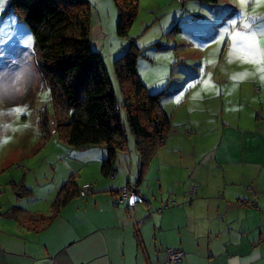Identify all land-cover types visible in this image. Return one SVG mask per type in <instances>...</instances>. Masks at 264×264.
<instances>
[{
	"label": "crops",
	"instance_id": "0c3cea01",
	"mask_svg": "<svg viewBox=\"0 0 264 264\" xmlns=\"http://www.w3.org/2000/svg\"><path fill=\"white\" fill-rule=\"evenodd\" d=\"M190 76L185 87L194 88L182 106L187 116L171 124L145 175L150 181L156 172L159 193L148 192L155 203L147 200L145 210L130 213L118 206L121 188L91 185L89 195L72 197L57 212L53 203L43 214L2 207L0 264H173L167 250L183 253L178 264H264V87L240 73H213L203 82L202 70ZM252 109L254 117L247 116ZM182 157L194 161L185 165L189 178L162 190L155 161ZM133 174L136 183L137 168ZM171 200L175 206L164 207Z\"/></svg>",
	"mask_w": 264,
	"mask_h": 264
},
{
	"label": "rangeland",
	"instance_id": "374dc122",
	"mask_svg": "<svg viewBox=\"0 0 264 264\" xmlns=\"http://www.w3.org/2000/svg\"><path fill=\"white\" fill-rule=\"evenodd\" d=\"M88 1L90 46L99 54L116 92L113 61L127 51L130 42L138 48L136 72L149 94L181 89L179 94L163 98L169 102L164 105L172 117L171 124L186 118L182 106L194 87L185 84L200 70L202 82L211 80L213 73H240L252 85L264 87V0H138L127 37L116 33L114 0ZM9 2L0 0V214L5 206H12V213L24 209L43 214L70 180L74 187L90 184L106 190L123 186L131 190L136 185L137 192L145 195L143 199L155 203L157 198L148 192L159 193L154 182L156 172L150 181L149 177L137 184L133 181L137 157L130 136L131 178L119 151L113 176L105 177L100 171L106 158L103 146L71 147L56 132L33 36L9 9ZM245 112L254 117L256 110ZM170 161L160 158L153 165V171L160 168L164 175L162 190L166 186L171 190L172 185L189 178L185 165L194 163L182 157L177 160L182 165L178 168L177 162ZM213 187L208 186L209 190ZM198 189L202 193L201 185ZM171 203L175 206V201ZM139 205L142 207L134 208ZM118 206L132 213L145 210L147 205L139 202L130 207L127 202Z\"/></svg>",
	"mask_w": 264,
	"mask_h": 264
},
{
	"label": "trees",
	"instance_id": "16d2710c",
	"mask_svg": "<svg viewBox=\"0 0 264 264\" xmlns=\"http://www.w3.org/2000/svg\"><path fill=\"white\" fill-rule=\"evenodd\" d=\"M114 3L118 13L116 33L127 37L137 15L138 0ZM89 4L88 0H10L9 9L33 36L56 132L71 147L103 146L106 158L100 171L105 177L113 176L115 154L125 152L130 136L137 157V184L145 178L170 132L171 118L161 107V100L169 92H147L137 76L138 48L133 42L113 61L116 92L99 54L90 46ZM43 118L48 121L46 112ZM129 157L126 152V165ZM124 188L130 193L128 186ZM117 195L120 203L121 190ZM74 196H78V188L70 180L60 188L53 210L57 212Z\"/></svg>",
	"mask_w": 264,
	"mask_h": 264
},
{
	"label": "built area",
	"instance_id": "2783aa9c",
	"mask_svg": "<svg viewBox=\"0 0 264 264\" xmlns=\"http://www.w3.org/2000/svg\"><path fill=\"white\" fill-rule=\"evenodd\" d=\"M91 193V185L85 184L84 186L78 188V196L86 197ZM122 199L119 201L120 203L128 202L129 199V192L126 188L121 189ZM172 205V203H168L166 207ZM168 261L173 264H178L181 262L183 253L181 251H174V250H167L166 252Z\"/></svg>",
	"mask_w": 264,
	"mask_h": 264
},
{
	"label": "water",
	"instance_id": "95a60500",
	"mask_svg": "<svg viewBox=\"0 0 264 264\" xmlns=\"http://www.w3.org/2000/svg\"><path fill=\"white\" fill-rule=\"evenodd\" d=\"M139 202L140 203H142V202L147 203V200L141 198L138 195L136 188L134 187L130 190V193H129V199H128L129 206L133 207L136 203H139Z\"/></svg>",
	"mask_w": 264,
	"mask_h": 264
}]
</instances>
